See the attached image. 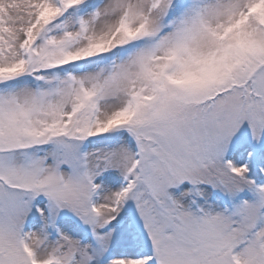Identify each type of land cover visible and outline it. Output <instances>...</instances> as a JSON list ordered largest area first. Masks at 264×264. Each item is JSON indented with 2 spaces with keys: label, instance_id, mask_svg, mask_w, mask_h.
I'll use <instances>...</instances> for the list:
<instances>
[{
  "label": "snow or ice",
  "instance_id": "snow-or-ice-1",
  "mask_svg": "<svg viewBox=\"0 0 264 264\" xmlns=\"http://www.w3.org/2000/svg\"><path fill=\"white\" fill-rule=\"evenodd\" d=\"M0 264H264V0H0Z\"/></svg>",
  "mask_w": 264,
  "mask_h": 264
}]
</instances>
